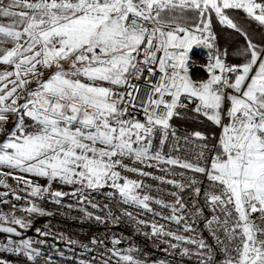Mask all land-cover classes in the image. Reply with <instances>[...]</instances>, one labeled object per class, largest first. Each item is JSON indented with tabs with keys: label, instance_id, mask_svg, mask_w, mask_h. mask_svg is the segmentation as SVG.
I'll return each mask as SVG.
<instances>
[{
	"label": "snow or ice",
	"instance_id": "snow-or-ice-1",
	"mask_svg": "<svg viewBox=\"0 0 264 264\" xmlns=\"http://www.w3.org/2000/svg\"><path fill=\"white\" fill-rule=\"evenodd\" d=\"M226 10H243L247 18L264 26V0H8L6 5L0 0V65L12 69L0 71V134L7 132L0 142V169L11 170L0 171V186L10 187L6 179L12 176L31 189L30 196L43 199L52 182L79 185L72 193L51 191L56 203L64 196H83L85 189L110 187L123 203L144 211L153 212L150 201L170 209L171 214L162 218L177 225L176 231L121 210L137 227L150 228L143 234L161 240L162 251L169 255L179 249L182 257H196V264H264V46L254 43ZM212 13L221 25L244 37L246 47L237 50L241 64L226 63L228 52L218 46ZM193 47L209 50L203 65L207 75L202 80L189 75L188 53ZM53 68L52 75L42 79L41 69ZM145 72L147 87L141 94L132 81ZM33 77L37 87L27 88ZM21 91L27 92L23 104L17 95ZM193 103L194 119L205 117L221 129L210 160L205 157L213 146L205 133L197 130L180 137L170 123L174 117L185 118V110ZM137 110L143 114L142 121ZM9 115L17 117L10 131ZM157 132L159 144L154 143ZM170 135L173 151L180 150L181 140L199 149L197 163L164 154ZM136 164L179 167L206 176L209 184L202 194V182L195 177L188 183L165 179ZM122 171L172 185L178 190L169 193L175 203L141 195L140 189L150 186ZM160 171L176 175L170 168ZM16 172L45 178L49 184L34 185ZM188 188L197 200L203 195L212 213L206 226L215 247L193 228L195 219L189 223L184 215L188 209L180 192ZM193 208V216H203L198 203ZM22 210L52 215L35 204ZM82 211L88 219L105 222L101 216ZM106 217L113 223L120 219L110 208ZM10 225L31 227L14 213H0V232L21 235ZM121 242L113 238V247L108 249L118 258L117 264H149L146 253L140 259L133 254L140 249L121 250L117 247ZM91 243L98 241L94 237ZM0 251L26 257L32 264L41 255L31 240ZM0 264L8 262L0 258ZM151 264L168 261L157 259Z\"/></svg>",
	"mask_w": 264,
	"mask_h": 264
},
{
	"label": "built area",
	"instance_id": "built-area-1",
	"mask_svg": "<svg viewBox=\"0 0 264 264\" xmlns=\"http://www.w3.org/2000/svg\"><path fill=\"white\" fill-rule=\"evenodd\" d=\"M208 51V49L203 47H193L188 53L189 60L187 66L190 71V76L194 80H202L206 78L207 73L205 72L203 65L207 62L209 55ZM147 77L148 73L145 72L144 76L139 80L132 81L133 84L141 89V94H143V91L147 87ZM152 79H155V77H152ZM117 90L121 92L125 91L124 88H119ZM231 91V89L226 90V92ZM225 104H227V102ZM194 106V103L190 104L188 109L191 110ZM136 116L141 121L144 119L143 114L139 110H137ZM174 127L177 130V135L180 137L192 132L190 129L184 127ZM219 135V131L216 134L208 135L209 139L207 140V143L213 147L211 148L210 154L205 157L206 160H210L211 154H214V146L217 144V138ZM159 140L160 133L157 132L154 143L159 144ZM172 143L173 138L170 135L168 143L165 144L163 149L166 156L171 155L172 157H180L181 159H188L193 163H197L195 160V153L199 151L198 148H195L191 144L185 145L183 140H181L179 142L180 150L173 151L171 150ZM125 163L131 164V161L126 160ZM151 163L155 164V161H152ZM134 166L137 168L143 167L144 171L152 173L153 176L164 177L165 179H175L177 181H183L184 183H188L190 178L195 177L198 181L202 182L199 184V187L202 189V194L203 189L209 184L206 176L179 167H172L163 164H161L159 168L144 167L140 164ZM160 168H170L171 172L176 173V175H170L166 172L160 171ZM181 172H184L186 175L181 177L179 175ZM122 175L127 176L130 179L142 180L145 185L150 186L140 189L141 195L147 194L154 199H160L169 204L175 203L176 198L169 193L178 190L172 185L161 183L159 180L153 179L152 177H143L134 173L122 171ZM78 187L79 185H75L74 191H76ZM191 193V188L180 192V196L183 198L188 209L184 212V215L189 218V223L195 219L196 222L193 224V228L203 236L207 243L215 247L213 237L210 235L209 229L206 226V219L210 218L212 213L205 206L203 195L197 200V198H194ZM84 197H86V199H84ZM89 201L99 205L100 208H92ZM149 203L153 212H147L125 204L121 201L116 190L110 187L96 190L85 189L83 196H81L80 193H77L76 198L70 195L66 198H61L60 203H56L52 198L47 199L46 205L49 208L48 213H51L52 215H44L41 217L24 236L14 237L0 235V249L19 247L25 240H31L33 242V247L38 249L41 253V255L37 257L35 264H105V261H107V264H117L118 258L112 256V253L108 251V249L113 247L111 240L113 238H119L122 242L120 245H117L118 248L124 250L133 246L140 249V253L133 254L138 255L140 259H144V254L146 253L149 259V264L157 259H165L168 261V264H196V257H193L192 259L182 257L179 254V249L176 250L175 255H169L163 252L162 249L165 245L161 240L143 234V232H150V228H144L142 225L137 227L134 221L122 214L121 210H127L132 212L137 220H142L146 223L155 221L158 224H166L169 230L176 231L178 228L177 225L171 221H165L162 218L171 214L170 209L161 207L151 201ZM194 203H198V206L203 209L202 217L192 215L195 212V209L193 208ZM23 205L24 203H22V206ZM105 206H107V208H105ZM109 208L115 216L120 217L118 223H113L111 220L107 219L106 213ZM82 209H86L88 212L93 213V216L98 215L105 218V222L100 223L95 219H88L84 215ZM153 213H157L158 215H154ZM141 228L143 231H141ZM37 229H40L41 232H49L51 234L47 236L41 235L37 232ZM183 234L189 235V233ZM61 236H63V238H61ZM94 237L98 241L97 244L91 243V240ZM70 240H75L78 243H70ZM100 241L103 243H99ZM172 242L175 243V241ZM81 245H87V248L82 247ZM186 246L190 248L194 247L192 245ZM0 258L5 259L8 264H32V262L28 261L26 257L17 256L7 251H0ZM216 259H220L219 254H217Z\"/></svg>",
	"mask_w": 264,
	"mask_h": 264
},
{
	"label": "rangeland",
	"instance_id": "rangeland-1",
	"mask_svg": "<svg viewBox=\"0 0 264 264\" xmlns=\"http://www.w3.org/2000/svg\"><path fill=\"white\" fill-rule=\"evenodd\" d=\"M68 67H69V65L67 63H65V69H68ZM5 69L12 70L11 66L0 65V71H3ZM55 70H56L55 68L50 69V70L41 69V71H43L42 79L47 80ZM189 75H190V71H189ZM11 79H15V77H12ZM31 80H32V82L27 85V88L32 87L34 89L37 87L36 78L33 77V78H31ZM9 87H11V85H9ZM17 95L21 96L19 103L23 104L25 102L24 98L27 96V92L21 91V92H18ZM227 106L228 105L225 104V107H227ZM14 118H15V115H9L7 130H9V128L11 127V124L14 121ZM217 131H219L221 133V129L219 127H217ZM6 135H7V132H5L4 134H0V142H2L5 139ZM97 147H101V146L97 145ZM0 171L7 173L11 170L8 168H3V169H0ZM15 175L24 176L26 179H30L34 185H40L42 187H46L49 184V181L45 178H38L35 176H30L28 174L19 173V172H16ZM6 183L10 187L6 188L3 186H0V193H7L6 196H0V213H3V214L14 213L15 216L25 219L31 225V227H29L27 229H21L18 225H10L11 227H14L17 232L21 233V235H19V236L15 235L14 233L0 232V235L14 236V237L15 236H17V237L24 236L28 232V230L34 226L35 222L38 221L41 217H43V216H40L37 214H28L27 212L22 210L23 208L31 207L32 204H35L37 207H39L40 209H42L48 213L49 208L46 205V200L51 199V191H62L65 193H72V192H74V187H75V185H66V184H62L58 181L52 182L51 183V189H50L49 193L45 194L43 196V199H40L38 197H32L29 195V192L31 191V189L26 188L23 181L18 182L16 179H13L12 176H8L6 179ZM17 195L19 197H21V199H19V200L16 199L15 197ZM68 196H70V195H68ZM66 197L67 196H64L62 198H66ZM3 201H7V203H5ZM22 203H24L23 206H22ZM13 205H15L16 207L13 208Z\"/></svg>",
	"mask_w": 264,
	"mask_h": 264
},
{
	"label": "trees",
	"instance_id": "trees-1",
	"mask_svg": "<svg viewBox=\"0 0 264 264\" xmlns=\"http://www.w3.org/2000/svg\"><path fill=\"white\" fill-rule=\"evenodd\" d=\"M8 3V0H5V5ZM226 13L232 18L236 23H238L242 28L247 31L249 37L252 41L258 45L264 46V26H260L257 22L247 18L243 10H226ZM189 17L192 16V13H187ZM6 22V21H5ZM211 23L213 26V31L217 36V43L221 49H226L228 55L226 57V63L239 65L243 62V58L237 54V50L241 47H246L245 39L240 33L235 30L229 29L226 26H223L219 23L215 14H211ZM45 80V79H44ZM186 117L179 118L174 117L170 122L173 126L184 127L190 129L191 131H201L207 136L211 134L218 133L217 127L213 125L204 117H199L194 119V114L191 110L187 109ZM17 117L15 116L14 121L11 124V127L8 131L12 130L14 122ZM26 122L30 123V121Z\"/></svg>",
	"mask_w": 264,
	"mask_h": 264
},
{
	"label": "water",
	"instance_id": "water-1",
	"mask_svg": "<svg viewBox=\"0 0 264 264\" xmlns=\"http://www.w3.org/2000/svg\"><path fill=\"white\" fill-rule=\"evenodd\" d=\"M37 85V84H36ZM32 88V87H31ZM33 89V88H32Z\"/></svg>",
	"mask_w": 264,
	"mask_h": 264
}]
</instances>
